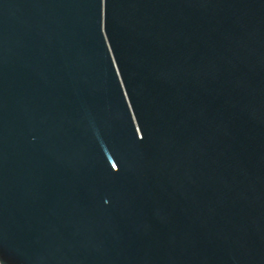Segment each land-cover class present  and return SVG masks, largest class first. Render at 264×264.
<instances>
[{
  "label": "water",
  "instance_id": "1",
  "mask_svg": "<svg viewBox=\"0 0 264 264\" xmlns=\"http://www.w3.org/2000/svg\"><path fill=\"white\" fill-rule=\"evenodd\" d=\"M0 264H264V0H0Z\"/></svg>",
  "mask_w": 264,
  "mask_h": 264
}]
</instances>
